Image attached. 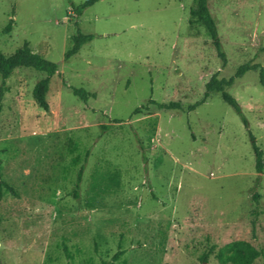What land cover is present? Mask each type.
I'll list each match as a JSON object with an SVG mask.
<instances>
[{
    "label": "rangeland",
    "instance_id": "obj_1",
    "mask_svg": "<svg viewBox=\"0 0 264 264\" xmlns=\"http://www.w3.org/2000/svg\"><path fill=\"white\" fill-rule=\"evenodd\" d=\"M192 3L96 0L77 16L69 0H0V52L27 42L58 65L47 112L31 93L46 72L20 66L3 85L0 76V180L14 190L0 186V264H201L232 240L262 250L252 264H264L258 70L225 87L247 127L218 92L185 110L213 73L264 69V0H208L225 62L205 28L188 25ZM77 31L92 37L64 60ZM80 87L93 95L72 93ZM93 183L105 191L93 196ZM204 264L219 263L210 253Z\"/></svg>",
    "mask_w": 264,
    "mask_h": 264
},
{
    "label": "trees",
    "instance_id": "obj_2",
    "mask_svg": "<svg viewBox=\"0 0 264 264\" xmlns=\"http://www.w3.org/2000/svg\"><path fill=\"white\" fill-rule=\"evenodd\" d=\"M96 0H85L79 4H74L70 2L71 11L75 15H81L84 8L94 3ZM12 21L9 20L1 29L3 33L8 32L11 29ZM188 25L194 23H200L205 30L207 31L211 43L216 51L217 56L225 62V53L221 47V42L217 36L215 20L212 17L209 8L208 0H193L192 5L189 8V18L187 20ZM90 34H83L77 31L73 34L71 39V45L67 48L64 53V60H68L71 56L76 54L80 47L91 39ZM31 67L37 70H42L46 72V76L37 80L32 87V98L35 104L44 110L45 112L49 111V103L46 99V92L48 90V84L50 77L57 72L58 65L56 62L48 60L38 53L32 51L28 46L27 42H24L21 46L17 47L12 53L4 54L0 52V76H1V85L4 84V79L11 73V71L17 67ZM255 69L258 70V81L259 84L264 87V69L258 63H242L240 64L235 72L229 77H217V73H213L208 81L204 84V92L202 97L186 106L185 110H193L197 105L204 102L207 97L212 92H218L220 98L230 105L234 111L241 117V120L245 127L248 126V121L244 116L241 106L238 101L225 90L226 86L232 85L236 78L241 77L247 70ZM72 93L79 96L81 99H87L89 96H92V93L87 92L83 88H72ZM1 97H2V88L0 87V108H1ZM149 103L155 104L158 108L162 109H183L181 104L178 101H169V102H156L155 100L149 99ZM147 105H141L136 107L133 110V113L139 112L142 108H145ZM248 136L251 143V147L254 153V168L256 172H261L263 168V159H262V150L255 142L254 135L248 130ZM80 173H77L76 183L72 191L73 195L76 196L78 183L80 181ZM0 186H3L7 191L14 193L13 188L0 180ZM93 196L97 195L99 192H104V187H99L97 183L92 185ZM254 198L258 197L257 193L253 194ZM66 252V248L64 247ZM122 251L118 250L114 254V258L120 255ZM212 253L219 264H252L256 258L263 256V251L256 249L252 244L244 240H232L224 243L222 246L216 247L211 245L210 248L203 252L200 256L201 264L206 262L207 256Z\"/></svg>",
    "mask_w": 264,
    "mask_h": 264
}]
</instances>
